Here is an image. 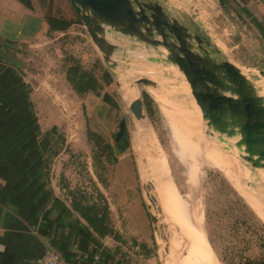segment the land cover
Wrapping results in <instances>:
<instances>
[{
  "label": "rangeland",
  "instance_id": "1",
  "mask_svg": "<svg viewBox=\"0 0 264 264\" xmlns=\"http://www.w3.org/2000/svg\"><path fill=\"white\" fill-rule=\"evenodd\" d=\"M157 1L214 45L219 44L220 57L235 63L257 86L264 87V77L258 71L264 64L262 52L255 53L247 46L253 35L233 8L222 7L219 0ZM186 1L193 7L183 4ZM51 16L72 19L73 23L66 31H53L48 24L46 31L32 37L0 34V53L5 55L0 60L15 62L20 76L31 83V97L44 133H50L49 137L56 134L49 142L48 161L61 195L71 201V193L81 191L91 196V201H100V191L110 204L113 229L122 228L129 235L134 228L127 223L129 213L123 200L131 204L141 199L150 233L141 228L140 233L147 236L142 241L149 242H142V248L157 264H240L238 250L261 253L256 240L264 233V169L246 162L234 140L210 128L195 112L189 95L176 90L180 78L169 69L164 54L111 31L117 46V67L112 68L70 0H49L44 18L48 22ZM149 57L160 62L151 63ZM148 64L154 66L148 70ZM72 67L95 76L100 93L75 90L69 81ZM140 77L155 80L165 96L151 93L154 88L144 84L137 85ZM126 84L133 87V96L139 91L138 96L144 98L147 118L143 121L130 110L133 99L127 98ZM141 123L150 135L137 133ZM107 143L112 145V155L103 147ZM143 162L148 164L147 178L141 170ZM147 183L153 186L149 197H155V212L161 219L159 234L146 204L150 202ZM240 198L249 209L241 206ZM123 219L125 223L118 225L117 220ZM239 237L244 241L239 242ZM225 257L234 260L228 263Z\"/></svg>",
  "mask_w": 264,
  "mask_h": 264
},
{
  "label": "crops",
  "instance_id": "2",
  "mask_svg": "<svg viewBox=\"0 0 264 264\" xmlns=\"http://www.w3.org/2000/svg\"><path fill=\"white\" fill-rule=\"evenodd\" d=\"M48 5L49 0H0V34H42L48 29ZM229 6L253 35L247 46L262 52L264 63V0H229ZM13 64L0 60V264H37L48 243L63 254L66 264H93L96 255L97 264H157L142 248L149 242L142 241L147 236L140 233L142 227L147 232L141 199L131 204L123 200L133 235L113 227L101 236L61 195L48 161L49 142L56 134L44 133L31 83ZM123 222L117 220L118 225ZM128 236L136 240L133 246Z\"/></svg>",
  "mask_w": 264,
  "mask_h": 264
},
{
  "label": "water",
  "instance_id": "3",
  "mask_svg": "<svg viewBox=\"0 0 264 264\" xmlns=\"http://www.w3.org/2000/svg\"><path fill=\"white\" fill-rule=\"evenodd\" d=\"M70 2L107 64L117 67L114 60L117 46L110 39L111 31L158 49L184 75L207 125L234 140L246 162L264 169V95L260 94L264 87L257 86L235 63L220 57L219 44L214 45L200 30L169 13L157 0ZM219 3L230 8L229 0H219ZM183 4L193 7L190 1ZM148 61L160 62L155 57H149ZM258 71L264 77V67ZM118 83L121 89L123 85ZM136 84L161 90L149 77L138 78ZM130 110L140 121L147 118L142 95L133 99ZM145 188L148 191L153 186L147 183ZM147 196L149 214L159 234L161 219L155 212L156 200L155 197L151 200L149 191Z\"/></svg>",
  "mask_w": 264,
  "mask_h": 264
},
{
  "label": "trees",
  "instance_id": "4",
  "mask_svg": "<svg viewBox=\"0 0 264 264\" xmlns=\"http://www.w3.org/2000/svg\"><path fill=\"white\" fill-rule=\"evenodd\" d=\"M48 23L50 24V28L53 31H66L69 28V26L73 23V21L72 19L51 16L48 19ZM0 57L5 58V55L0 53ZM7 62L9 61L7 60ZM69 81L73 83L74 89L77 90L80 94L86 93L88 91H94L100 93L98 89L101 88L99 80L95 76L91 75L86 71H83L79 67H72L70 69ZM107 98H109V100L113 104H115L110 98V96ZM90 135L94 136V133L91 132ZM103 147L109 151L110 155H112L111 153L113 151L111 144L109 143L104 144ZM71 194H72V198H71L72 209L78 212L81 215V217H83L88 222V224L91 226V228L94 231H96L101 236L111 233L113 231V227L111 225V217H110L111 214L110 205L107 198L100 191L98 192L100 201H91L90 199L91 196H87V194L81 191L76 192L75 194L74 193ZM239 203L244 209H249V206L247 205L246 202L243 201V199L240 198ZM241 241H244L243 237H239V242ZM256 242L257 245L260 246L261 248V253L257 255L253 253L246 254L243 253L242 250H238L237 251L238 253H236V257H238V259L240 260V264H264V233L259 235ZM225 258H226L225 260H227L228 263L234 260V259L228 260L227 257Z\"/></svg>",
  "mask_w": 264,
  "mask_h": 264
},
{
  "label": "bare ground",
  "instance_id": "5",
  "mask_svg": "<svg viewBox=\"0 0 264 264\" xmlns=\"http://www.w3.org/2000/svg\"><path fill=\"white\" fill-rule=\"evenodd\" d=\"M110 39L111 40H113L112 39V37H110ZM136 50V49H135ZM135 53H136V51H135ZM139 53V52H138ZM144 53V51L142 52V54ZM130 54V53H129ZM131 54H133V53H131ZM145 54V53H144ZM151 54V53H150ZM156 54V53H155ZM139 58V57H138ZM142 60V59H141ZM138 61V60H137ZM144 61V60H143ZM161 65H163V64H161ZM154 66V64H148L147 65V69L149 70L150 68H152ZM129 67H131V66H129ZM142 67V66H141ZM122 68V67H121ZM132 69V68H131ZM138 69H141V68H138ZM169 69H171V71H173V73L176 75V76H178L179 78H180V80H179V87H175L176 88V90L177 89H182V90H177V91H180V93H181V91L182 92H186L188 95H189V97H190V99L192 100V106H193V109L195 110V112L196 113H198L199 114V116L202 118V111H201V108L199 107V105L196 103V101H195V99L193 98V96H192V92H191V89H190V86H189V83L185 80V77H184V75L179 71V69L177 68V67H175L174 65L173 66H170V68ZM128 70V69H127ZM169 71V70H168ZM163 72V74H164V76H165V71H162ZM146 73V72H145ZM172 75V74H171ZM168 76V75H167ZM170 76V75H169ZM165 80L167 81V78H165ZM171 82V81H170ZM169 82V83H170ZM135 84V83H134ZM174 84H176V83H174ZM126 86L128 87L127 88V90H126V95H127V98H129V99H135V98H137L138 97V94L139 93H137L136 94V96H133V88L132 87H130L129 85H127L126 84ZM124 87H122L121 89H123ZM150 90V89H149ZM150 92L152 93V92H154V93H156V94H160V95H164V92L162 91V90H159V89H153L152 91L150 90ZM260 94H262V95H264V91L263 90H261L260 91ZM165 96V95H164ZM180 96H181V94H180ZM138 128H140V131H138V133L139 134H142V135H144V134H147L148 132H147V128H146V124H141V126H139ZM149 134V133H148ZM150 135V134H149ZM147 137H149V136H147ZM146 137V138H147ZM146 138H145V140L144 141H146ZM149 139V138H148ZM148 139H147V141H148ZM151 139V138H150ZM142 140V139H141ZM137 141H138V139H137ZM143 141V140H142ZM139 142V141H138ZM141 142H139V144H140ZM150 144V141H148V145ZM145 145H147L146 143H145ZM150 146V145H149ZM149 146H147V147H149ZM145 148H146V146H145ZM143 149H144V147H143ZM148 149V148H147ZM144 157V156H143ZM148 158V157H147ZM145 159V158H144ZM142 161H145V160H143L142 159ZM148 164H145L144 162L141 164V166H142V173H143V176L145 177V175L147 174L146 173V169H147V166ZM150 166V165H149ZM149 170V169H148ZM151 170V169H150ZM149 175H150V173H149ZM145 178H147V176L145 177ZM177 231V230H176ZM161 238V242H162V244H163V246L165 247V250H169V246L165 243V241L163 240V238H162V235H159ZM197 242V241H196ZM197 245V244H196ZM196 248V247H195ZM165 264H169L168 262H165Z\"/></svg>",
  "mask_w": 264,
  "mask_h": 264
},
{
  "label": "built area",
  "instance_id": "6",
  "mask_svg": "<svg viewBox=\"0 0 264 264\" xmlns=\"http://www.w3.org/2000/svg\"><path fill=\"white\" fill-rule=\"evenodd\" d=\"M100 256L96 255L93 264L99 262ZM37 264H66L63 254L51 243L47 244L45 253L38 259Z\"/></svg>",
  "mask_w": 264,
  "mask_h": 264
}]
</instances>
